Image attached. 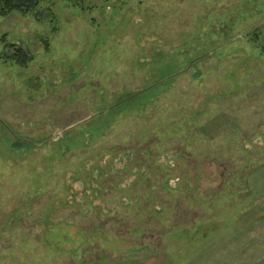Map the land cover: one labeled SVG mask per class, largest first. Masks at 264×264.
<instances>
[{
  "label": "rangeland",
  "instance_id": "374dc122",
  "mask_svg": "<svg viewBox=\"0 0 264 264\" xmlns=\"http://www.w3.org/2000/svg\"><path fill=\"white\" fill-rule=\"evenodd\" d=\"M0 264H264V0L0 17Z\"/></svg>",
  "mask_w": 264,
  "mask_h": 264
},
{
  "label": "trees",
  "instance_id": "16d2710c",
  "mask_svg": "<svg viewBox=\"0 0 264 264\" xmlns=\"http://www.w3.org/2000/svg\"><path fill=\"white\" fill-rule=\"evenodd\" d=\"M39 7V0H0V17H7L11 14H18L22 17H35L36 11ZM10 47L14 48V45ZM17 63L24 65L28 59L24 52L20 49L15 50L12 56Z\"/></svg>",
  "mask_w": 264,
  "mask_h": 264
}]
</instances>
